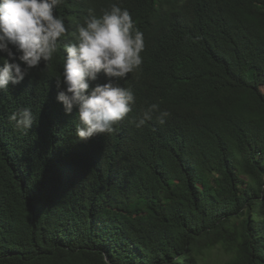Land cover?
<instances>
[{"label": "trees", "instance_id": "16d2710c", "mask_svg": "<svg viewBox=\"0 0 264 264\" xmlns=\"http://www.w3.org/2000/svg\"><path fill=\"white\" fill-rule=\"evenodd\" d=\"M112 3L146 45L118 81L136 103L115 133L76 136L78 110L56 99L62 50L0 91V264H199L219 246L225 264H264V0H66L57 14L74 31ZM152 104L165 125L136 128ZM22 107L27 135L9 121Z\"/></svg>", "mask_w": 264, "mask_h": 264}, {"label": "clouds", "instance_id": "9594fccd", "mask_svg": "<svg viewBox=\"0 0 264 264\" xmlns=\"http://www.w3.org/2000/svg\"><path fill=\"white\" fill-rule=\"evenodd\" d=\"M65 3L0 0V91L19 85L34 69L51 70L54 57L62 50V73L55 77L57 88L62 90L56 99L66 114L78 110L76 136L86 142L115 133L119 123L133 111L135 93L118 81L127 80L129 74L141 69V53L146 45L143 32L127 8L112 3L99 16L89 9L83 22L70 31L64 17L57 14ZM101 74L108 82L92 87ZM169 115L158 104H152L131 123L140 129L155 119L163 126ZM9 121L15 130L27 135L36 117L30 108L22 107L9 116Z\"/></svg>", "mask_w": 264, "mask_h": 264}, {"label": "rangeland", "instance_id": "374dc122", "mask_svg": "<svg viewBox=\"0 0 264 264\" xmlns=\"http://www.w3.org/2000/svg\"><path fill=\"white\" fill-rule=\"evenodd\" d=\"M262 90L264 91V85H262ZM229 257V254L219 246L205 251L200 257L199 264H225Z\"/></svg>", "mask_w": 264, "mask_h": 264}]
</instances>
